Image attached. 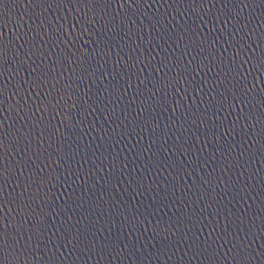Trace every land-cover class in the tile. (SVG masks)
Instances as JSON below:
<instances>
[{"label":"water","instance_id":"1","mask_svg":"<svg viewBox=\"0 0 264 264\" xmlns=\"http://www.w3.org/2000/svg\"><path fill=\"white\" fill-rule=\"evenodd\" d=\"M264 0H0V264H262Z\"/></svg>","mask_w":264,"mask_h":264},{"label":"snow or ice","instance_id":"2","mask_svg":"<svg viewBox=\"0 0 264 264\" xmlns=\"http://www.w3.org/2000/svg\"><path fill=\"white\" fill-rule=\"evenodd\" d=\"M262 264H264V261H262Z\"/></svg>","mask_w":264,"mask_h":264}]
</instances>
